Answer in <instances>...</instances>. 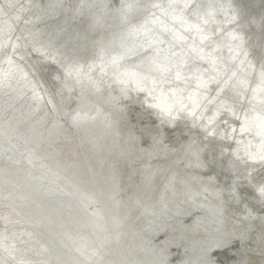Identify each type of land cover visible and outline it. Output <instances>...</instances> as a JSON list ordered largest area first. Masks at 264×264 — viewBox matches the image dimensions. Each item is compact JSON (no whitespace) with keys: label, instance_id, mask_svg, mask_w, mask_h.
<instances>
[{"label":"bare ground","instance_id":"obj_1","mask_svg":"<svg viewBox=\"0 0 264 264\" xmlns=\"http://www.w3.org/2000/svg\"><path fill=\"white\" fill-rule=\"evenodd\" d=\"M262 53L264 0H0V264H264Z\"/></svg>","mask_w":264,"mask_h":264},{"label":"snow or ice","instance_id":"obj_2","mask_svg":"<svg viewBox=\"0 0 264 264\" xmlns=\"http://www.w3.org/2000/svg\"><path fill=\"white\" fill-rule=\"evenodd\" d=\"M261 59L264 60V53L261 54ZM253 191L249 192V195L252 196V199L255 200L260 205V211H264V174H262L259 179L253 178ZM218 244L216 247H219ZM215 248L212 249V254L215 252ZM209 264H216V262L209 261Z\"/></svg>","mask_w":264,"mask_h":264}]
</instances>
